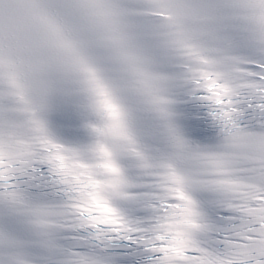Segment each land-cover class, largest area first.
I'll return each mask as SVG.
<instances>
[{
	"label": "snow or ice",
	"instance_id": "1",
	"mask_svg": "<svg viewBox=\"0 0 264 264\" xmlns=\"http://www.w3.org/2000/svg\"><path fill=\"white\" fill-rule=\"evenodd\" d=\"M0 264H264V0H0Z\"/></svg>",
	"mask_w": 264,
	"mask_h": 264
}]
</instances>
